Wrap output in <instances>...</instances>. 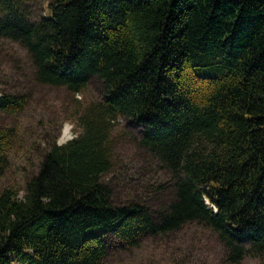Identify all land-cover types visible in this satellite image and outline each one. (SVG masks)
<instances>
[{"label":"trees","instance_id":"1","mask_svg":"<svg viewBox=\"0 0 264 264\" xmlns=\"http://www.w3.org/2000/svg\"><path fill=\"white\" fill-rule=\"evenodd\" d=\"M0 36L26 48L39 82H103L81 130L49 144L23 195L0 191V264H98L112 239L134 246L189 220L217 233L228 263L264 264V0H51L38 20L27 0H0ZM27 98L1 92L0 110ZM121 114L175 177L156 213L115 204L101 178ZM12 133L0 126V176Z\"/></svg>","mask_w":264,"mask_h":264},{"label":"rangeland","instance_id":"2","mask_svg":"<svg viewBox=\"0 0 264 264\" xmlns=\"http://www.w3.org/2000/svg\"><path fill=\"white\" fill-rule=\"evenodd\" d=\"M49 1L27 0L29 17L38 20L47 14ZM34 69L19 41L0 36V93H26L28 97L19 111L0 110V126L13 130L0 191L11 187L19 196L24 193L26 179L36 173L49 144L64 142L79 132L78 116L103 93V82L97 75H91L80 90L71 91L64 85L39 82ZM141 134V127L131 117L117 116L108 138L111 166L101 178L112 188L115 204L143 202L156 213L174 197L175 177L140 143ZM110 242L98 264H261L252 254L228 263L224 243L199 220L186 221L165 233L146 234L134 246L124 247L117 239Z\"/></svg>","mask_w":264,"mask_h":264},{"label":"bare ground","instance_id":"3","mask_svg":"<svg viewBox=\"0 0 264 264\" xmlns=\"http://www.w3.org/2000/svg\"><path fill=\"white\" fill-rule=\"evenodd\" d=\"M67 129H64V133L66 134Z\"/></svg>","mask_w":264,"mask_h":264}]
</instances>
